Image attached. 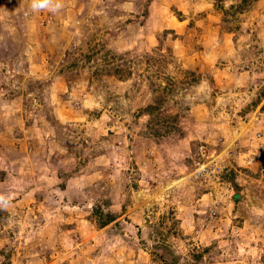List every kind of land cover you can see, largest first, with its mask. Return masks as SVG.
<instances>
[{
	"label": "rangeland",
	"instance_id": "rangeland-1",
	"mask_svg": "<svg viewBox=\"0 0 264 264\" xmlns=\"http://www.w3.org/2000/svg\"><path fill=\"white\" fill-rule=\"evenodd\" d=\"M53 3L0 0V264H264V0Z\"/></svg>",
	"mask_w": 264,
	"mask_h": 264
},
{
	"label": "clouds",
	"instance_id": "clouds-1",
	"mask_svg": "<svg viewBox=\"0 0 264 264\" xmlns=\"http://www.w3.org/2000/svg\"><path fill=\"white\" fill-rule=\"evenodd\" d=\"M31 8L33 11L51 10L55 12L60 8V4H54L53 0H32Z\"/></svg>",
	"mask_w": 264,
	"mask_h": 264
},
{
	"label": "trees",
	"instance_id": "trees-1",
	"mask_svg": "<svg viewBox=\"0 0 264 264\" xmlns=\"http://www.w3.org/2000/svg\"><path fill=\"white\" fill-rule=\"evenodd\" d=\"M110 219H112V218H109L108 221L106 220V222H104L102 225H106V223H108V222L110 221ZM111 221H112V220H111ZM111 221H110V222H111Z\"/></svg>",
	"mask_w": 264,
	"mask_h": 264
}]
</instances>
